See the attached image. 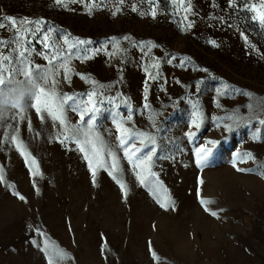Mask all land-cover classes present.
Wrapping results in <instances>:
<instances>
[{"label": "rangeland", "instance_id": "obj_1", "mask_svg": "<svg viewBox=\"0 0 264 264\" xmlns=\"http://www.w3.org/2000/svg\"><path fill=\"white\" fill-rule=\"evenodd\" d=\"M261 13L262 0H0V264H264ZM53 80L73 98L63 125L32 84Z\"/></svg>", "mask_w": 264, "mask_h": 264}, {"label": "snow or ice", "instance_id": "obj_2", "mask_svg": "<svg viewBox=\"0 0 264 264\" xmlns=\"http://www.w3.org/2000/svg\"><path fill=\"white\" fill-rule=\"evenodd\" d=\"M56 2L57 3H61L62 0H56ZM262 2H264V0H262ZM154 15H155V13H153V16ZM259 18H260L261 23H264V13H261ZM5 19L10 21L11 25H13V26L17 25L16 18L6 17ZM25 23H32V21H28L27 19L20 21L21 25L25 24ZM36 23H39V22H36ZM0 27H4V24L0 23ZM3 43H5V41H0V44H3ZM78 43L87 44V43H91V41L78 40ZM3 59L7 60L8 57L5 56V57H3ZM62 66L65 67L66 73L71 71V69L67 68L66 64L62 65ZM4 71L5 70L3 68H0V86H3L5 84ZM25 75L26 76H31V72L25 71ZM66 78H67V76H66ZM40 79L43 80L44 83L48 82L44 77H41ZM56 83L57 82L55 80H53L52 81V85H53L52 90L50 92H46L45 89L43 87H41L39 83H37L36 81H32L33 87L37 88L39 93H42V94H44L45 96H47L49 98L45 102V110L48 112V114L50 116H52L53 120H59L60 124L63 125L65 123L64 118H63V103L65 101L72 100L73 98L71 96L66 95V94L63 95V96H57V93L55 92ZM2 91H3V89L0 88V92H2ZM92 95H93V93H89L88 94L89 102H91ZM21 96H23V94H21ZM39 102H40V100H39V97L37 96V104H39ZM12 106L13 107H21L19 99H17V101L15 103H13ZM93 108H94V105H93ZM36 110H37L38 113H40V111H41L40 107H37ZM73 110H77V108L73 107ZM90 111H91V109H88V108H84V109L80 110V119L83 121L85 112H90ZM40 118H41V120L44 119L43 116H41ZM129 119H131V117H129ZM89 123H91V117H90ZM128 131H129L128 129H121L122 135H123V133H126ZM140 135H143V134H140ZM126 142H127L126 139H121V145H123ZM210 143H215V142H210ZM201 153H203V155H201ZM197 155L199 157L197 162L199 164L203 165L206 162L208 156L211 155V150L210 149H204V148L198 149ZM246 156H250V154H246ZM150 159H151V157L149 155H146L140 160V165H134V167L141 166V165L144 164L145 161H148ZM89 166L91 168V162L89 163ZM113 167H115V165H113ZM237 170L241 171V169H237ZM113 178L115 179V177H113ZM2 179H3V176H0V180H2ZM143 182L144 181L141 178V183H143ZM93 183L95 184V172H93ZM117 183L120 184V187H121L122 190H125L124 194H125V197H127L126 185L123 184L119 180H117ZM19 198L21 200L25 199L23 196H20ZM201 203L204 204V205H207L209 203H212V201H205V200L202 199ZM161 206L165 207V209L167 210V206L166 205L161 204ZM173 208H174V203H173ZM211 214L214 215V216L217 215L215 212H212ZM58 254L60 256H62V257L67 255L66 253L63 252V250H59ZM153 256L155 257V253L154 252H153Z\"/></svg>", "mask_w": 264, "mask_h": 264}]
</instances>
